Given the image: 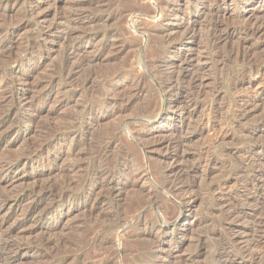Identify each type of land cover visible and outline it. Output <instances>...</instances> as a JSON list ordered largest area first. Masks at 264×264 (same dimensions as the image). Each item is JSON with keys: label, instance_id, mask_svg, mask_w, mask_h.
I'll return each instance as SVG.
<instances>
[{"label": "rangeland", "instance_id": "1", "mask_svg": "<svg viewBox=\"0 0 264 264\" xmlns=\"http://www.w3.org/2000/svg\"><path fill=\"white\" fill-rule=\"evenodd\" d=\"M6 1L0 0V114L9 111L14 123L20 120L19 101L13 98L20 91L26 93L27 98L41 97L43 102L34 105L38 111L35 124L30 128L19 125L7 135L0 146V164L13 162L11 157L16 156L14 154L51 144L52 150L47 154V159L52 161L49 167L45 159L32 164L20 161L18 165L28 173L45 172L40 183H53L55 193H64L67 199L63 209L55 207L52 213H63L59 222L49 215L40 223L57 225L53 235L42 238L52 237L57 248L52 251L36 248V242L42 239L40 235H34L29 241L35 245L22 246L15 264H72L77 259H88L94 264H264V30L258 35H248L242 30L251 24L264 25V0H229L226 4L223 0H171L168 10L162 15L156 14L155 19L147 17L153 8V0H103L111 8L109 12L136 8L134 12L138 15L118 16L106 22L108 29L120 30L118 42L125 49L119 52L110 47L111 38H102L106 27L94 28L98 32H91L98 36L91 46L93 51L89 50L101 51L104 45V59L116 57V60L109 64L103 60L90 67L87 65L74 79L66 78L71 65L65 57L68 47L60 49L59 40L53 45L58 32L49 36L53 42L46 44L40 57L31 64L24 57L27 51L21 53L20 60L15 63V59L4 52L5 43L2 41L5 35L12 34L17 41L29 42V36L43 35L48 25L64 23L76 15L72 5L77 1L89 0H56V11H51L49 4H43L33 16H24L26 5L22 0L18 3L11 0L5 7ZM186 3L201 5L203 10L183 14ZM224 5H228V18L223 16ZM96 12L94 14L98 16L99 10ZM109 12L103 15L104 19ZM45 13L46 18L39 20L38 16ZM236 13L240 16H235ZM182 16L194 21L195 28L200 31L195 41L181 39L166 48L156 49L155 42L145 39L146 32L143 36L132 29L140 31L143 25L146 28L153 24L172 27ZM21 25L25 27L21 28ZM67 25L65 33L71 29ZM226 32H235L236 37L229 40L226 48L224 45L214 47V35H226ZM238 43L242 46L240 51L237 50ZM80 44L85 45L84 42ZM233 46H237L236 49ZM52 47L55 49L51 50ZM187 51L200 59L197 75L199 80L204 77L201 80L203 85L198 89L186 83L180 85L181 89H172L162 84L161 73L170 72V69L159 68L156 65L159 58L176 61L179 57V62L176 61L179 64L189 53ZM119 69L128 75L114 85L117 89L114 96L119 100L117 110L125 107V111L101 115L95 137L87 134L77 139L75 152L78 153L67 156L65 149L57 141L53 144L52 140L76 132L75 126L81 121V108L101 94L94 81L95 89L84 91V81L98 80L103 73L107 75ZM18 70L24 72L20 74L21 82L12 77ZM50 78L55 81L47 85ZM250 81L252 84L248 86ZM109 86L107 81L104 88ZM168 96H175L171 105ZM242 103H249L246 114L240 111ZM182 106H188V109L181 114ZM175 109L176 112L172 113ZM192 110L195 111L193 115L190 114ZM207 115L213 119L211 129L206 125ZM190 137L185 143L184 140ZM89 138H92L91 142ZM103 149L109 152L111 159L129 156L132 172L127 174L126 170L116 168L113 179L126 180L130 186L123 189L119 197L102 189L98 191L100 194L96 193L98 196L84 199L81 180L93 164L90 153L94 156ZM198 159L199 168L191 172ZM70 165L82 169L70 173ZM144 168L147 172L143 176L135 172ZM171 168L178 170L175 174L182 172V183L178 187L186 185L187 194L194 195V199L187 194L185 198H182L185 195H171L170 183L175 175L165 173ZM50 171L54 173L46 175ZM17 184L7 186L6 191L14 194L23 189L21 187L30 185ZM91 184L87 187L90 188ZM2 191L0 189V204L5 195ZM82 200L88 203V207L95 205L92 215L88 209H77ZM26 201L11 209L13 214H18L11 217L8 226L18 219ZM68 210L70 214H67ZM118 246L123 255L112 257L109 262L99 261L101 253L106 250L115 252ZM16 256L3 250L0 264H13L10 259Z\"/></svg>", "mask_w": 264, "mask_h": 264}, {"label": "bare ground", "instance_id": "2", "mask_svg": "<svg viewBox=\"0 0 264 264\" xmlns=\"http://www.w3.org/2000/svg\"><path fill=\"white\" fill-rule=\"evenodd\" d=\"M18 1L19 0H15V3H18ZM22 1H23L22 2L23 5H26V7H24V16H26V15L27 16H30V15L33 16V15L38 14L37 10L40 9L41 5H43V4H49V9H51V11L52 10L56 11V4H55L56 0H53L52 4H51V0H22ZM153 1H154V4L152 5L153 8L151 7L149 14H147V17L149 19H153V18L155 19L156 14L162 15L163 13H165L168 10V7H170L169 4L171 3V0H153ZM10 2H11V0H7L5 7L9 6ZM110 2L111 1H109V3ZM222 2H224V4H226L227 2H229V0H223ZM187 3L185 6V9L183 10V14H185V13L190 14L191 12L200 13L203 10L202 8H200L201 5L193 3L190 6ZM72 7H73V9L76 10V11L75 10L74 11L77 12V13H75L73 11L72 13H75L76 15H74L73 17L71 16L70 19L67 18L69 20L65 21L64 23L62 21L61 23H58L56 25H48V27H46V29L44 30L43 35L40 34L39 36H37L36 34L35 35L33 34V35L29 36L30 37L29 39H31V41H29V42H27V41L23 42L21 40L17 41L14 39V36L12 34H10V35L7 34L5 36L3 35L4 37H3L2 42L5 43V45H4L5 51L4 52L7 54V56L13 57L15 59L14 62L17 63L20 60L21 53L27 51V52H25L26 55H24V57H25V60L31 64L35 61L36 57H40L41 49L44 48L46 46V44L53 42V41L50 42L49 36L52 35L54 32H58L59 36H56L58 38L55 39V41L56 40L57 41H56V43L53 42V45L55 46V44H58V40H59L60 49H61V47H68L66 54H65L66 61L71 64L68 71H67V74H66V78H68V79H74V77H76V75L85 66L87 67V65L88 66L91 64L96 65L98 63H101V61H103V60H105L109 64L112 61L116 60V57L104 59V57H103L104 45L102 46L103 50H101V51L97 50V51L91 52V51H93V50H91V46L93 45L94 40H96V37L98 36V35L94 34L95 32L92 33L91 31L94 28H96L97 26H100V27L104 26V28H105L107 26L106 25L107 21L115 19L118 16H123V18L126 15H128L130 17H132V16L135 17V14L137 12H134V11H136V8H135V10L132 9L133 11H130V9L128 8L129 11L128 10H122L121 12H118V13H116V12L112 13V12H109V10L111 9V8H109V5L107 3H105L103 0L77 1V3L72 5ZM227 7H228V5L223 6V10H224L223 13H225V14H223V16L225 18L229 17L227 15L228 14V8ZM123 8H125V7H123ZM97 9L100 12V14H98V16H96V14H94V12H96ZM107 12H109V16L106 19H104L103 15ZM143 13H144V11H143ZM169 13L173 14L174 11H170ZM46 15H47V13L42 14V15L38 16V19L42 21L43 19L46 18ZM136 15H138V14H136ZM229 15H232V14H229ZM235 16L239 17L240 15L236 13ZM186 18L182 16V18L179 21H177L176 23H174V25L172 27L164 28L161 26H153L154 25L153 24V25H150L149 27L143 28L144 25L142 24L143 25L142 30L138 31L134 27H132V29L135 33L142 34L143 36H145V32H146L147 34H146L145 39L147 38V39H150V41L155 42L154 46L156 49L157 48H166L168 45H171L173 43L174 44L178 43L181 39H186V40L188 39L191 41H195L197 39V37H199L198 36L199 30L197 31V29L195 28L194 21L193 22L190 20L188 21ZM129 19L131 20V18H129ZM66 24H68L67 26H69L71 28L70 30L68 29L69 30V32L67 31L68 33H65V31H66L65 25ZM108 25H110V23ZM20 27L21 28L25 27V25L24 26L21 25ZM102 28H101V30H104ZM106 28L107 29H105L103 31V34L100 33L102 38H104V37L111 38L110 40H113V42H111L110 47H112L113 49H116V51L119 52V51L124 50L125 49L124 45L119 44V42H118L120 30L117 31L118 29L115 30L116 28L113 30H110L111 28L108 29V27H106ZM119 29H120V27H119ZM242 30L244 33H246L248 35L249 34L250 35L257 34L258 35L261 32H263L264 25L263 24H251L248 27H244ZM93 31H97V30H93ZM214 32H216V31L214 30ZM235 32H232V33L226 32L227 33L226 35H222V34L221 35L217 34L216 36L214 35L213 41H214V44L216 45L214 47L221 46V45H224V46L227 45L228 42H231V41H229L230 39H232L233 37H236ZM139 36H137V37H139ZM141 38L143 39V37H141ZM142 39H139V40H142ZM158 39H160V42H158ZM75 40L77 43L75 42ZM80 42H84L85 45L80 44ZM141 42H143V40ZM237 42L238 41H236V43ZM211 43H213V42H211ZM232 44H234V43H232ZM239 44L241 45V43L237 44V46H238V47L236 46L238 48L237 50H239L242 47V46L240 47ZM224 46H223V48H224ZM233 47H234V49H236L235 46H233ZM225 48H226V46H225ZM54 49H55L54 47L51 48V50H54ZM237 50H234V51L237 52ZM110 52L112 53V51H110ZM187 52H189V51H187ZM236 52H234V54ZM241 52H245V51H241ZM118 54H120V53H118ZM244 56L245 55H243L242 57H244ZM178 58L179 57H177L175 60L179 62ZM197 59H199V58H194L193 56H191V52H189L187 55L185 54L183 57V60H180L179 64H178V62H176L174 60L168 61L167 59H162V58H159V60L157 59L158 61H157L156 65L159 68H165L166 67V69H170L169 70L170 72H167L165 74L161 73L162 84H167V85H169V87H172V89H176L178 87H180V89H181L180 85H182V84L184 85L186 83H187V85H189L191 87H197L198 88V86H202L203 81H201V80H203L204 77L201 80L198 79V75H197L198 69L197 68H199L201 65L199 64L200 59L198 61H197ZM10 61L13 62L12 59H10ZM198 65H199V67H198ZM106 66H107V64H106ZM126 72H128V71H126ZM22 73H24V72L19 71V70L15 71L14 76H12L13 79H17L21 82L22 77H20V74H22ZM94 75L95 74H93V76ZM127 75L128 74H126L124 72V70L119 69V70H117L113 73H109L107 75L106 74L104 75V73H103L102 76H99V77L97 76L98 80H91V78L89 77L90 78L89 80L84 81L85 83L83 82L84 85L82 87L84 91L85 90L86 91L92 90L94 88V82H96L95 84H97V86L99 88L98 90L101 91V94H99L100 96H97L95 98L96 100L94 102H91V103L88 102L89 104L84 106L83 109L81 108V111L79 113L80 117H81V121L78 122L79 125L77 124V126H75V127H77L76 132H73V133H70V134L64 135V136H56L52 140V143L57 141L60 144V146H62L65 149V153L67 156H72L75 153L77 154L78 152H75L76 151L75 150L76 140L79 138H82L83 136H86L87 134L91 135L92 137L93 136L95 137V132L98 131L97 127L99 126L98 125V119L101 115H106L109 113L112 114L113 112L117 114L118 112L125 111V107L117 110L119 100H118L117 96H114L116 94L115 91L117 90L114 85H116L120 81L126 79ZM200 77H202V76H200ZM25 81H23V83ZM54 81H55L54 78H50L47 85L54 83ZM107 81H109L110 86L106 89L104 87H105V83ZM250 84H252L251 81L248 83V86ZM97 86H96V89H97ZM241 86L242 87L244 86L243 83L241 84ZM243 88H245V87H243ZM250 88H251V86H250ZM250 88H248V89H250ZM248 89H246V90L244 89V90L247 91ZM189 90H191V89H189ZM201 90H202V88H201ZM192 91L195 92V90H192ZM197 92H196V94H197ZM25 94L26 93H23L22 91H20L19 93L18 92L16 93V96H13L14 99L19 101L18 109L22 113V116L18 122L14 123V119L10 118V115L8 114L9 111H4L2 114H0V146L4 143L7 135L9 133L13 132L19 125H22L23 127H26V128H30L33 124H35V122L37 120L38 111L35 109L34 105H36V104L39 105L40 103L43 102V100L40 96H39L40 98H38V97L27 98L28 96H25ZM95 94H96V92H95ZM190 95H192V94H190ZM198 95H200V94H198ZM174 97L175 96H168L169 105L173 104V101L171 102V100H173ZM196 98H198V97L196 96ZM103 102H104V104H103ZM248 106H249V103H244V104L242 103V106H240V109H241L240 111L243 114H246ZM119 108H121V106ZM180 108H181L180 113L182 114L185 112L186 109H188V106H184V107L182 106ZM177 109H179V107H177ZM200 110H201V108H200ZM171 112L175 113L176 109H175V111H171ZM193 113H195V111H193V110H192V112L190 111L191 115H193ZM86 116H88V117L85 118ZM208 116L209 115H207L206 118H208ZM244 116H246V115H244ZM241 118H243L242 115H241ZM168 119H171L170 116H168ZM206 120H207L206 121L207 127L211 129V127L213 126V119L208 118ZM261 121H262V119H261ZM204 125H205V123H204ZM186 126H188V125H186ZM182 131H183V129H182ZM91 139L89 140L90 142H91ZM190 139H191V137L189 139L184 140L185 143L187 141H189ZM96 142H97V140H96ZM87 144H89V143H87ZM4 146H6V145H4ZM87 146H90V145H87ZM51 147H52L51 144L39 145V146H36L32 150L28 149L29 151H27V153L25 151V152L20 153L19 155L14 154L16 156L11 157L13 160V162H11V163L3 164V165L0 164V189L3 190L2 192L5 193V195L3 196V200L0 204V252H2L3 250L4 251L8 250V251L13 252L14 255H17L15 258L10 259V263L15 264V262L18 260V258H17L18 253H19L22 246L28 247V246H31L33 244V242H30L31 237H33L34 235H37V236L40 235V237L42 239L44 237H47V235H49V234H52V233L54 234V232L57 230V228H58L57 225L40 224L42 219H46L49 215H51L52 218L55 219V222H57V221L59 222L61 216L63 215V213L62 214L60 213V215H56V213H54V214H52V213L55 210L54 209L55 207H58L59 209H63V205H65V203L67 201V199L65 197L66 195H64V193H59V192H58L59 194L55 193V190H53L54 189L53 183H49L48 181L43 182V184L40 183V180L45 175V172L44 173H40V172L39 173L38 172L28 173L25 170L20 169L19 165H18L20 161H25L24 164L25 163L26 164H32L35 161L37 162L39 160L45 159V163L49 167V165H52L51 164L52 161L50 162L47 159V154L52 150ZM56 152L57 151L55 150V153ZM108 153L109 152H107L106 149L105 150L103 149V151L96 152L94 154V156L92 155V153H90L91 154L90 160L93 162V164L88 169V171H86V173L83 175V179L81 180L82 190L84 191V197H83L84 199H87L89 197L97 195L99 193L98 191L102 190V189L106 190L107 194L110 193L116 197H119L121 195L123 189L130 186V184H128V182H126V180L113 179V173H114L113 171H115L116 168H119V169L121 168L123 170H126L127 174L132 172V169L130 167L131 163L128 164L130 162V161L128 162L129 156H127V154H126L125 156H123L124 158L116 160L114 158L111 159L108 156ZM199 165H200V159H198L196 164L194 163V165L192 166L191 172H194L195 170H197L199 168ZM187 168H189V167H187ZM80 169H82V167L80 168V166L70 165L68 170L70 171V173H76ZM176 171H178V170L171 168V169L166 170L165 173L169 175V174H172ZM135 172H137L138 175L143 176L146 174L147 171H146V168H144L140 172L137 170ZM52 173H54V172L50 171L46 175L49 176ZM181 174H182V172H181ZM181 174L180 173H178V174L174 173L175 176L171 180V183H170L171 188L169 189V192L171 191V195H172V193H174L176 195H185L183 197L179 196L182 198H185L187 195H189L190 198L194 199V195L187 194L186 185L178 187V184L182 183V181L180 180L182 178ZM186 175L188 176V173ZM65 176H66V174H65ZM190 176H193V175H190ZM63 177H64V175H63ZM255 177L256 176H254L253 178L255 179ZM258 178H261V177L258 176ZM51 179H53V178H51ZM190 179H191V177H190ZM255 181H256V179H255ZM91 182H92V184H91L92 186L90 188H88L87 185ZM13 183H18L17 185L20 184L19 186H21V184H23V185L24 184H26V185L30 184V185L27 186V188L21 187L23 189H20L19 192H17V193L9 194V191H6V187L9 185H12ZM184 184H186V183H184ZM176 195H174V196H176ZM25 200H27L26 201L27 204L22 209L20 207L21 213L19 211L18 219L15 220L13 225L10 226V224H9V226H8V221L11 219V217L17 216V214H18V213L13 214L14 212H12L11 209L14 207V205H16L18 203H19L18 205H20ZM184 200H186V199H184ZM189 200L191 201V199H189ZM94 206L95 205L92 204L90 207H88V203L85 200H82V203L77 206V209L78 210H80V209H84V210L86 209L87 210L88 209L89 210L88 212H90V214L92 215V213L94 211ZM70 213L71 212L68 210L67 214H70ZM97 215H98V213H97ZM229 216H232V214H230ZM175 221H178V218L175 219ZM25 236H27V237H25ZM51 238L48 236L47 239H42L43 242L40 241V239H39L36 242V245L35 244H33V245H35V247L38 249L39 248H44V249L46 248V250L49 249L52 251V249L54 247L57 248V246H55V242ZM121 254H122V251L120 250V247H119V249H116L115 252H110V250H106L103 253H101V255L99 256V261L109 262L113 259L112 257H115V256L120 257ZM115 258H117V257H115ZM224 262H225V260H224ZM72 264H94V263H92L88 259H81V260L77 259V260L73 261Z\"/></svg>", "mask_w": 264, "mask_h": 264}]
</instances>
